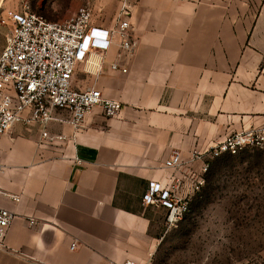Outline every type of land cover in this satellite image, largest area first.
<instances>
[{"label":"crops","instance_id":"obj_1","mask_svg":"<svg viewBox=\"0 0 264 264\" xmlns=\"http://www.w3.org/2000/svg\"><path fill=\"white\" fill-rule=\"evenodd\" d=\"M133 1L134 49L92 54L72 80L121 112L96 107L75 128L56 109L46 140L26 112L2 138L0 208L15 219L0 264H191L183 243L196 230L188 220L212 161L205 153L264 127V0ZM111 10L114 22L94 15V26L114 28ZM175 153L182 165L166 167ZM152 183L189 200L183 220L170 226L165 207L144 203Z\"/></svg>","mask_w":264,"mask_h":264},{"label":"built area","instance_id":"obj_2","mask_svg":"<svg viewBox=\"0 0 264 264\" xmlns=\"http://www.w3.org/2000/svg\"><path fill=\"white\" fill-rule=\"evenodd\" d=\"M117 1L120 4L118 23L111 30L94 26L93 10L87 7L58 22L47 20L27 4L19 12H10L13 30L0 55V142L13 126L25 121L26 112L31 114L28 123L33 121L42 126L44 140L50 139L48 125L54 120L56 109L67 110L71 115L70 123L75 128L81 127L96 107H101L108 117L121 112L122 103L105 98L100 90L77 91L72 87L76 68L88 62L92 54L106 52L113 45L126 51L136 46L130 35L129 22L136 3L133 0ZM112 69L118 70V65L114 64ZM257 149H264V127L227 135L205 154L214 160ZM193 155L202 156L198 151ZM181 165L180 153L166 161V167L171 169ZM204 184L205 181H199L198 188ZM10 197L20 201L16 196ZM144 203L165 207L169 211L167 222L170 226L183 220L190 212L187 198L156 183L150 185ZM14 219L13 212L0 208V241L5 239ZM34 223L31 221L32 225ZM77 245L74 242L71 250H76ZM249 264H264V257Z\"/></svg>","mask_w":264,"mask_h":264},{"label":"rangeland","instance_id":"obj_3","mask_svg":"<svg viewBox=\"0 0 264 264\" xmlns=\"http://www.w3.org/2000/svg\"><path fill=\"white\" fill-rule=\"evenodd\" d=\"M116 2V3H115ZM32 11L49 21H65L82 7L95 11L102 24L119 14L117 0H0V55L13 30L10 12ZM114 15V14H113ZM110 20V21H109ZM95 21V20H94ZM200 197L191 202L188 223L196 225L183 243L191 264H249L264 257V149L211 161ZM178 253V251H176Z\"/></svg>","mask_w":264,"mask_h":264},{"label":"trees","instance_id":"obj_4","mask_svg":"<svg viewBox=\"0 0 264 264\" xmlns=\"http://www.w3.org/2000/svg\"><path fill=\"white\" fill-rule=\"evenodd\" d=\"M224 156H230V155H224ZM223 157V156H222Z\"/></svg>","mask_w":264,"mask_h":264}]
</instances>
